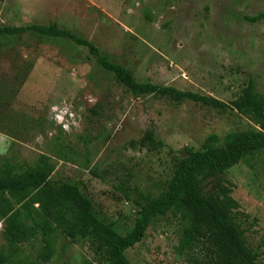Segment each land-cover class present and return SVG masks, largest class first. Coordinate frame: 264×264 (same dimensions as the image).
Instances as JSON below:
<instances>
[{"label":"rangeland","instance_id":"obj_1","mask_svg":"<svg viewBox=\"0 0 264 264\" xmlns=\"http://www.w3.org/2000/svg\"><path fill=\"white\" fill-rule=\"evenodd\" d=\"M264 0H0V28L54 27L93 43L102 57L138 83L171 87L229 104L252 80L264 94ZM254 125L236 111L190 101L136 97L71 40L26 33L0 41V170L21 172L48 156L55 184L77 183L96 216L125 236L140 204L159 196L206 138ZM153 132L163 148L142 144ZM240 209L234 222L264 264V150L246 155L223 177ZM217 180L205 184L209 192ZM181 217L156 219L131 264H189L177 249ZM40 240L10 246L0 222L7 264H108L92 239L56 240L43 261Z\"/></svg>","mask_w":264,"mask_h":264},{"label":"trees","instance_id":"obj_2","mask_svg":"<svg viewBox=\"0 0 264 264\" xmlns=\"http://www.w3.org/2000/svg\"><path fill=\"white\" fill-rule=\"evenodd\" d=\"M245 20L264 22V13ZM30 32L41 38L71 40L87 48L99 65L136 97L155 96L176 103L190 101L213 109L234 110L254 129L224 137L212 134L200 151L187 149L164 191L157 197L148 194L143 204L137 202L138 217L125 236L96 216L92 201L79 184L53 183L56 167L48 156L41 155L35 166L21 172L11 167L0 170V222L9 245L16 248L40 240L44 245L40 258L48 261L54 256L57 238L65 232L71 239H92L104 246L108 264H131L125 252L142 242L156 219L172 213L185 222L177 254L187 257L189 264H256L258 254L248 247L234 222L240 209L232 196L234 186L223 178L246 155L264 150V94L255 82L250 80L240 97L226 104L192 92L138 83L124 68L102 57L93 43L54 27H2L0 41ZM142 144L156 151L164 146L153 132L145 134ZM210 180L217 182L206 192L205 184ZM8 262L9 257L0 251V264Z\"/></svg>","mask_w":264,"mask_h":264}]
</instances>
